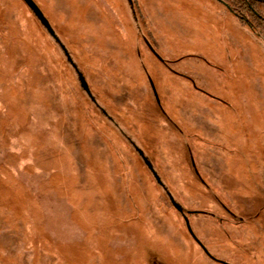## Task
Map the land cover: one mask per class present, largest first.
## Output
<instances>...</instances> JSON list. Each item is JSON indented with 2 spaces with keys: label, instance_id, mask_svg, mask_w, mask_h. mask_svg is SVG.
I'll use <instances>...</instances> for the list:
<instances>
[{
  "label": "rangeland",
  "instance_id": "rangeland-1",
  "mask_svg": "<svg viewBox=\"0 0 264 264\" xmlns=\"http://www.w3.org/2000/svg\"><path fill=\"white\" fill-rule=\"evenodd\" d=\"M263 20L0 0V264H264Z\"/></svg>",
  "mask_w": 264,
  "mask_h": 264
},
{
  "label": "trees",
  "instance_id": "trees-1",
  "mask_svg": "<svg viewBox=\"0 0 264 264\" xmlns=\"http://www.w3.org/2000/svg\"><path fill=\"white\" fill-rule=\"evenodd\" d=\"M257 16L258 17H260L258 14H257ZM264 21V20H263ZM202 250L206 253V255L207 256H209V253L204 249V248H202ZM213 261H215V262H217V263H222V262H220V261H218V260H215V259H213L211 256H209Z\"/></svg>",
  "mask_w": 264,
  "mask_h": 264
},
{
  "label": "water",
  "instance_id": "water-1",
  "mask_svg": "<svg viewBox=\"0 0 264 264\" xmlns=\"http://www.w3.org/2000/svg\"><path fill=\"white\" fill-rule=\"evenodd\" d=\"M26 1H30V0H26ZM253 1H257V2H264V0H253ZM85 89H86V86H85Z\"/></svg>",
  "mask_w": 264,
  "mask_h": 264
}]
</instances>
